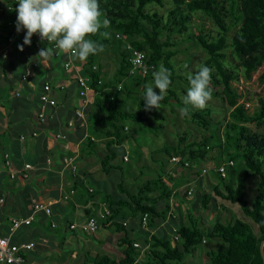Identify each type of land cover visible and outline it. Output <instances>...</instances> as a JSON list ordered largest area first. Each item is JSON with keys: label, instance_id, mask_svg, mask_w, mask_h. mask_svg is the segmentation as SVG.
<instances>
[{"label": "trees", "instance_id": "16d2710c", "mask_svg": "<svg viewBox=\"0 0 264 264\" xmlns=\"http://www.w3.org/2000/svg\"><path fill=\"white\" fill-rule=\"evenodd\" d=\"M99 3L101 19L106 16L110 21L109 27L122 38L116 40L114 35L118 60L111 80L102 81L100 67L95 65L101 52L90 55L86 61L80 62V73L89 77V86L95 97L90 104L94 113L87 118L88 137L80 144L79 150L94 152L96 145L90 138L101 136L104 138V153L99 159L101 172L109 174L112 171H121L120 165L116 164L115 160L118 155L124 153V144L128 143L130 134H134L128 129L127 124L146 125L148 116L154 115L153 109L144 110V100L137 98L135 90H141L144 96L146 84L152 81V72L156 70L157 64H163L172 73L170 77L172 83L161 104L166 105L173 100L183 107L175 89V81L182 78L175 71L172 61L180 53L178 45L182 39L191 37L205 52L207 58L203 65L212 66L215 70L222 84V95L230 107L229 122L223 129L222 137H217L218 153L226 156V160L221 157L219 163L239 160L244 164V168L227 165L226 179L221 178L215 170L218 184L212 186L213 192L231 204H238L242 213L257 226L258 232L255 234L249 224L236 218H231L225 223L216 220L212 227L203 229L195 218L184 224L180 214L171 220L177 227L178 241H173L172 237L168 238L166 235H149L148 232L142 231L139 228V220L143 214L148 215V229L153 230L156 224L166 220L172 198L179 196V193H176L168 183L169 181H164L166 173L163 170L164 162H161L162 170L154 178L141 182L135 190L127 188L122 180H118L114 182L110 194H102V203L107 207L110 215L101 222V227H112L119 233L121 235L119 242L124 249L121 257L117 259L107 255L96 254L90 257L85 254L88 263L186 264L183 261L186 254L202 246L203 240L216 239L220 242L219 247L206 253L210 264H264L261 256V251L264 255V137L255 136L246 127L264 121V111L249 112L245 102L242 101L243 94L232 85L231 81L235 76L229 75L226 71V66L229 65L226 58L229 51L231 60L236 64L235 69H241L246 80L262 69L259 81H264V0H99ZM166 3L171 4V7L164 14L149 9L152 5L163 7ZM12 4L15 3L10 1L5 6V10ZM5 12L7 15L2 25L15 30V22L11 26H8L7 22L16 20V12ZM196 16L201 20H209L215 29V34L206 30L202 21L195 27L192 26V20ZM100 31L104 32L105 28H101ZM173 35H178V38ZM89 38L102 44L104 49L109 45V40L99 34ZM126 43L144 52L146 62L154 65V70L143 77L138 71L130 74L131 66ZM43 48H47V45L35 49L29 45L27 51L29 50L32 60L40 62L42 59L38 56V52ZM51 59L63 62L64 57L53 56ZM5 60L7 58L0 60L2 71H5L3 67ZM21 61H24V56ZM59 67L61 71L72 76L71 72L63 70L62 64ZM40 68L41 65L35 69V75L39 73ZM23 69L24 64L21 62V70ZM14 77L13 81L7 82L13 84L14 81L21 80L18 75ZM56 77L57 75L54 80ZM28 80L32 83L37 82L36 77H30ZM48 81L51 83L50 79ZM72 81L73 96H77V85L74 79ZM185 81H188L187 78ZM22 84L25 85L24 82ZM119 84L121 88L117 90ZM11 91L12 88L9 86L0 88V105H6L10 111H13L21 98L11 97ZM129 99L133 100L134 110L128 107ZM256 102L264 110V97L258 96ZM209 113L210 110L203 109L190 111L189 115L205 129L208 126L206 116ZM210 148V136L186 144L185 140L180 138L176 146L163 147L158 154L168 155V162L172 156H180L182 160L179 166L190 169L192 164L212 161V156H209ZM151 160L159 163L160 158H151ZM184 162L188 165L184 166ZM238 170L244 174L243 177L258 178L257 193L250 206L243 196L244 179L238 177ZM197 172L195 176L198 175ZM234 179L237 182L235 187ZM200 180L201 178L196 179V183L201 182ZM170 182L172 184V180ZM72 189L83 194L81 202L84 204L100 194L88 187L84 178L80 179L78 176L73 177ZM186 190L185 196H187ZM200 201L203 210H207L210 202L213 203L209 195H203ZM84 212V216L87 217L94 215L96 210L88 208ZM178 212L180 213L179 208ZM123 221H128L126 227L122 226ZM129 221L136 223L134 226L138 227L137 233L146 235V238H140L142 241L140 246H147V250L143 253L145 260L142 262L137 260L140 249L132 246L134 238L132 229L128 226ZM52 223L54 222L49 223V227L55 228L56 225L52 227ZM71 223L63 224L69 230ZM70 232L76 234L74 231ZM140 239L136 240L140 241Z\"/></svg>", "mask_w": 264, "mask_h": 264}, {"label": "crops", "instance_id": "0c3cea01", "mask_svg": "<svg viewBox=\"0 0 264 264\" xmlns=\"http://www.w3.org/2000/svg\"><path fill=\"white\" fill-rule=\"evenodd\" d=\"M10 1L0 0V16L2 13V17L7 15L5 6ZM22 44L23 39L15 30L5 26L0 28V50H6L7 52V60L3 62L5 71H2L0 67V88L9 86L12 88L10 96L21 98L13 111H10L6 105H0V236L8 237L13 244L29 242L34 244L32 250L24 253V264H66L72 261L71 257L75 253H70L69 258L64 250L76 238L83 239L80 237L81 234L72 233L69 239H66L64 238V233L60 232L59 235L50 237L43 232V228L49 226L51 221L54 223L56 221L60 224L81 222L85 217V209L97 210L103 205L102 194H110L112 192L110 186L112 187L114 182L110 181L109 174H106L108 177L106 178L105 176L95 175V171L89 170V157L97 155V150L96 148L94 152L85 151L84 149L79 150L80 144L83 143L81 140L85 134L84 130L67 131L64 129L66 121L73 116V111L78 105L77 96H73L74 88H71L73 85L70 81L73 80L71 74H68L62 80L56 81L54 77L57 73L52 62L50 60L46 62L40 61L42 64L41 68L39 73L34 76L37 78L36 83H32L30 80L27 82L23 81L25 85L22 84L21 80H16L13 84L8 83L15 79V75L21 76L23 72L21 70V62L24 67L26 66V63L21 61V58L29 52V50L27 51L29 46L24 45L23 51H20L18 50V45ZM48 79L51 80V84L53 80L56 82V85H52V96L56 100V107L47 112V120L40 124L36 119V113L39 109L37 96L40 83ZM60 85L64 86L63 90L55 89ZM15 93H18V95L16 96ZM56 93L59 94V97H57ZM32 132H36L37 136L32 138L30 136ZM58 132H65L67 140L54 139V135ZM21 135L25 136L24 141H19V136ZM4 152H10L14 168H20L23 164L32 166L27 181L23 182L19 179L9 178V169L4 167L2 161ZM64 156H76L75 163L78 175H82L88 187L100 193L94 200L84 204L81 202L83 194L77 190L74 191L73 196H70L68 200L62 198L64 194H67L72 189L74 177L69 169H63L61 166V160ZM47 158L51 160L49 165L46 164ZM199 183L197 181L195 185H199ZM36 203L48 205L51 212L50 216L46 217L42 212H38L34 215L33 221L29 226H20L13 231H9L11 219L28 216L32 205ZM212 210H214L213 207L211 209L208 207L207 210L200 212L198 221L201 228H210L217 220L216 212ZM195 217L197 218V216ZM134 224L136 223L130 222L128 226L132 229V232L134 230L136 232L132 235L137 236L139 235L137 233L138 227H135ZM55 225L57 227L56 223ZM171 225L170 223H158L148 233L150 235H166L171 238ZM64 230L67 229L65 228ZM88 237L95 239L98 243L97 246L103 240L105 241L104 237L102 240V238H97L95 234ZM143 238H146V235ZM84 239H86V243L94 245L90 239ZM136 239L139 240L140 237H135L134 242L141 245V242ZM219 243L216 239L204 240L203 245L200 246L201 249L197 247L188 253L193 254L194 259L186 264H210L206 253L218 248ZM211 245L215 246V249ZM139 256L137 260H139Z\"/></svg>", "mask_w": 264, "mask_h": 264}, {"label": "rangeland", "instance_id": "374dc122", "mask_svg": "<svg viewBox=\"0 0 264 264\" xmlns=\"http://www.w3.org/2000/svg\"><path fill=\"white\" fill-rule=\"evenodd\" d=\"M170 7L171 4L166 3L163 7L152 5L149 9L152 11H157L160 14H164L165 11ZM2 15L0 16V25L4 23V17H2ZM201 21L204 23L206 30H210L213 34H215V29L213 25L207 19L201 20L199 17L196 16L193 18L191 24L195 27L196 25L200 24ZM1 27L2 26H0V28ZM105 31L110 34L109 38H107L109 40V45L99 54L97 63L95 65L100 67L102 81L107 82L112 79V76L115 72L118 60V50L115 46V32L113 31V29L108 27L105 29ZM173 36L175 38H178V35ZM161 39L164 38L161 37ZM178 47L180 49V53L173 59L172 64L177 74H179V76L182 78V80L175 81L177 97L182 102V96L186 95L187 89L189 87L188 81H185V79L187 78V74H195V72L198 71L199 66L203 64L207 56L205 52L196 44V42L191 37L183 38L182 42L178 45ZM229 53L230 52L227 51L226 58L229 61V65L226 66V71L229 75L235 76V79L231 81L232 85L243 94L242 101L245 102L249 112H253L255 110L264 111L258 106L256 102L258 96L264 97V81H259V76L262 72V69H259L252 75L249 80H246L243 76L241 69H235L236 64L231 60ZM50 61L55 67V71L57 73V77L55 78L56 81L62 80L63 78L68 76L67 73H64L60 69L59 66L60 64H62L60 60L50 59ZM77 62L78 64H80L81 61L77 60ZM185 65H187V68L185 67ZM159 66L160 64H157L156 70H158ZM207 67L212 69V79L210 83V87L212 89V99L211 101H209L207 107L204 108L210 110L209 115L206 116L208 122L207 128L204 129L200 127L198 123L190 117V115L182 116L179 111L182 106L175 103L173 100H170L166 105L161 104L159 109L153 108L154 115L148 116V121L146 125H136L133 123L127 124L128 129L131 130V132H133L134 134H130L131 136L128 140V143L124 144V153L118 155L117 159L115 160L116 164L120 165V172L122 173H120L119 171H112L109 173L108 177L110 178V181L113 182L122 180L124 186L129 189L135 190L136 186H138L141 182L145 181L146 179L154 178V176L162 170L160 164L161 162H164L163 170L166 173L164 181H169L168 183L176 190V193H179V196L172 198V203L174 204V206L176 205L174 209L176 217L180 214V218L184 222V224L188 223V221L192 218L200 219L199 214L201 211H204L201 208L202 204L200 202V198H202L203 195H209L213 203L210 202L208 207L210 209L213 207L214 210L212 211L216 212L217 220H219L221 223H224V221L226 222L231 218H236L244 223L249 224L253 232L257 234V226L252 222L249 217L245 216L242 213L239 205L231 204L228 201L221 199L213 192L212 189V186H217L216 184H218L217 176L215 173L216 165L219 164V159H221V157L226 160L225 155L222 154L221 156L218 153L217 137H222L223 129L229 122L228 113L230 111V107L227 105L222 95V84L220 83V80L215 70L212 66ZM70 81L73 82L72 80ZM52 85H56V82L53 81ZM154 91H156L158 94V89H154ZM135 92V95L138 99L143 98V93L141 90H135ZM57 97H59V94H57ZM94 97L95 94L93 92L89 94V100L91 104L93 102ZM132 101L133 100L129 99L128 107L134 110L135 106ZM77 104V107L79 108V100ZM90 107L91 106L89 105L86 108H83V112L88 123V116L94 113ZM194 110L197 109H193L191 111ZM246 127L253 134H255V136L264 137V121L257 122L255 124H249L246 125ZM204 136H206L207 138L208 136H210L211 148L209 156H212V161L210 162L192 164L190 169H184L180 166H174L170 164L167 161L169 158L168 155H164V153L158 154V151L161 150L163 147L176 146L180 138H183L186 144L192 141H199ZM93 139L96 145L95 148L97 150V155H95L94 157H89V170L91 169L92 171H95V175H101L102 177L105 176L106 178H108L106 174L100 171L99 163L100 156L104 153V138L100 136L94 137ZM126 154H128L127 161H124L123 156ZM151 158H160L159 163H155L153 161L154 159L151 160ZM202 167H210V170L208 174L201 178L200 181L202 183H199V185H195L194 181L198 177V175L195 176V173L197 171V173H199V170ZM233 167L244 168V164L242 163V161L233 160ZM237 174L238 177H242L244 179L242 193L247 204L250 206L257 193L258 178L243 177L244 174L239 170ZM120 175H122V178H120ZM226 178L227 175L225 179ZM170 180H172V184ZM188 183H192L194 185V192L191 197L185 196L186 185ZM202 184L203 186H201ZM233 185L234 187L237 185L235 179L233 180ZM112 187L110 186V188ZM178 208L180 209V213L178 212ZM195 216H197V218ZM55 223L57 224V227L50 228L49 226H46L45 228H43V232L50 237L59 235V233L62 232L64 233L63 235H65L64 238L69 239L72 233L67 229V227L64 224H60L56 221ZM65 228L67 230H64ZM135 233L136 232L134 230L132 234ZM95 235L97 236V238H102V240L104 237L105 241L103 240L97 246L98 243L95 241V239H92V237H88L85 234H81L80 237L83 239L76 238L77 241L74 240L73 243L71 242L70 244H68L66 249L64 250L65 254L69 257V254L74 252L75 255L71 257L72 261L66 264H87L89 260H87L85 254H88L90 257L96 254L107 255L112 259H117L121 257L122 250L124 249V247L122 248V245L119 242V237L121 235L117 233L114 229H112V227H108L105 229L101 227L95 233ZM143 236L144 235L139 234L137 236L134 235L132 237H140L144 239ZM84 238L90 239L94 245L86 243V239ZM140 242L142 244L141 240ZM198 247L201 249L200 246ZM213 247L215 249V246ZM138 259L139 262L145 260L144 254H141ZM193 259V254H186L183 258V261L184 263H188Z\"/></svg>", "mask_w": 264, "mask_h": 264}, {"label": "built area", "instance_id": "2783aa9c", "mask_svg": "<svg viewBox=\"0 0 264 264\" xmlns=\"http://www.w3.org/2000/svg\"><path fill=\"white\" fill-rule=\"evenodd\" d=\"M15 4H12L10 6H7L6 11H15V9L18 7L17 0H11ZM13 22L15 21H9L7 22L8 26L13 25ZM15 32L19 35H21L22 39L24 38L25 35V30H21L20 32L16 31V26H15ZM122 36L119 34H115V39H121ZM42 45H47V47H51L52 45L49 44L47 41H41L38 37V35H33L31 37V44L34 49L35 48H42ZM126 49L129 53V62H130V74L133 73L134 71H138V73L143 77L145 76L148 72L154 70V65L148 64L146 62V55L144 52L132 48L128 43H126ZM63 56L64 60L62 62V68L65 72H71L72 77L76 82L77 85V99L79 100V108L76 107L73 111V116L69 118L66 121L65 124V130L67 131H76L78 129H83L85 134L83 136V141L88 137V134L86 133L87 131V121L83 112V108H86L91 104L89 100V94L92 93V89L89 86V77L83 76L80 73V68L78 66L77 60H74L70 57V55L64 54L57 52L56 57ZM7 58V52L6 50H0V60ZM24 62L26 63V66L23 69V72L20 76L21 81H27L28 78L34 77L35 76V69L38 68L41 64V62L34 61L32 60L31 56L29 54L24 55ZM40 64V65H39ZM39 65V66H38ZM145 69H147V73H145ZM121 88V84L117 86V90ZM55 89L62 90L64 89L63 85L57 86ZM52 91H53V86L52 84L47 80L44 81L40 85V89L38 92V104H39V109L36 113V119L37 121L42 124L44 123L47 118L46 114L48 111L53 110L56 107V100L52 96ZM17 96L18 93H15ZM127 127H125V130ZM32 138L37 136L36 132H32L30 134ZM54 139L56 140H62L66 141L67 137L65 132H58L54 135ZM92 141L94 139L91 137L90 138ZM25 136L21 135L19 136V141H24ZM75 157L76 156H64L61 160V166L63 169H69L70 172L74 177L78 176L80 179L83 177L81 175H78V169L77 165L75 163ZM128 154L123 156V160L127 161ZM180 156H172L169 159V163L174 165V166H179L180 161H181ZM2 161L3 165L5 168L9 169V178L10 179H19L23 182L27 181L29 179V171L32 169V166L30 164H23L20 168H14L12 165V159H11V154L10 152H4L2 154ZM46 164H51L50 158L46 159ZM184 166H187V162L183 163ZM227 165L232 166L233 162L229 161L227 163H219L216 165V172L221 178L226 177V167ZM208 166V165H205ZM210 170V167H203L199 170L198 173V178H203L206 174H208ZM196 180L194 181L195 184ZM187 190H186V195L187 197H191L193 195V189L194 185L192 183H188L186 185ZM91 191V189H89ZM74 194V190L70 189L67 194H64L62 198L64 200H68L69 197ZM176 206V205H175ZM175 206L172 203V200L170 202V209L167 214V218L165 221L160 222V223H170L171 225V220L176 217L175 213ZM38 212H42L46 217H49L51 212L50 208L48 205H43V204H33L31 207V212L28 216L24 218H12L10 221V227L9 231H13L17 229L20 226H29L31 222L33 221L34 215ZM110 215L109 210L107 207L104 205H101L99 209L96 210L94 215H90L85 217L84 220L81 222H72L69 225V230L74 231L79 234H85V235H93L95 234L100 228H101V222H104L105 219ZM128 224V221H123L122 226L126 227ZM52 227L55 226L54 223L51 225ZM139 228L142 231L149 232L148 229V215L143 214L140 217L139 220ZM150 235V234H149ZM170 235L172 237L173 241H178L179 236L177 233V227L172 224L171 229H170ZM204 241V240H203ZM34 244L32 242L29 243H21V244H13L10 242L8 237L0 236V264H24L25 262V257L24 253L32 250ZM132 246L136 249H140V255L143 254L147 250V246L141 247L137 242H134Z\"/></svg>", "mask_w": 264, "mask_h": 264}, {"label": "clouds", "instance_id": "9594fccd", "mask_svg": "<svg viewBox=\"0 0 264 264\" xmlns=\"http://www.w3.org/2000/svg\"><path fill=\"white\" fill-rule=\"evenodd\" d=\"M17 4L16 31L25 30L23 44L18 45V50L23 51L24 45H30L34 34L52 45L39 50L42 62L50 60L57 52L84 62L90 55L104 50L102 44L89 38L97 34L103 38L110 36L107 31H100L108 28L110 21L106 16L101 19L99 0H17ZM171 75L163 64L152 72V82L146 85L142 98L145 111L160 108L172 83ZM211 79L212 69L203 64L195 74H187L189 87L186 95L182 96L183 107L179 109L182 116H188L193 109L207 107L212 99ZM154 89H158V94Z\"/></svg>", "mask_w": 264, "mask_h": 264}, {"label": "water", "instance_id": "95a60500", "mask_svg": "<svg viewBox=\"0 0 264 264\" xmlns=\"http://www.w3.org/2000/svg\"><path fill=\"white\" fill-rule=\"evenodd\" d=\"M261 256H262V259H263V261H264V255H263L262 251H261Z\"/></svg>", "mask_w": 264, "mask_h": 264}]
</instances>
